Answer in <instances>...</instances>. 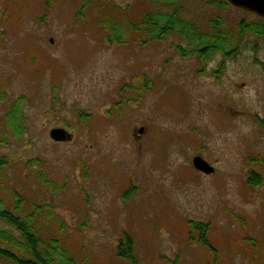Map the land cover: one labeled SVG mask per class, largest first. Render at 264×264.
Here are the masks:
<instances>
[{"label":"rangeland","instance_id":"374dc122","mask_svg":"<svg viewBox=\"0 0 264 264\" xmlns=\"http://www.w3.org/2000/svg\"><path fill=\"white\" fill-rule=\"evenodd\" d=\"M84 1L0 0V205L13 211L17 195L21 217L38 207L40 236L77 264H130L116 256L124 234L139 264H212L188 222L210 224L215 264H264V37L240 35L264 19L226 0ZM174 9L202 35H229L235 57L181 58L172 35L118 45L99 26ZM54 128L73 140L54 143ZM197 155L212 175L193 169ZM251 172L261 187L247 186Z\"/></svg>","mask_w":264,"mask_h":264},{"label":"trees","instance_id":"16d2710c","mask_svg":"<svg viewBox=\"0 0 264 264\" xmlns=\"http://www.w3.org/2000/svg\"><path fill=\"white\" fill-rule=\"evenodd\" d=\"M82 1L85 2L84 0ZM100 1L103 2L106 0ZM151 1L159 3L161 1L180 2L181 0ZM219 7L221 9H226L229 5L224 2L220 3ZM169 16L171 19L163 23L160 20L161 15H145L142 16L138 22L126 21L124 28L114 24L112 25L100 19L99 26L101 28L103 27V29L109 33L108 38L110 42L118 45L123 44L131 35H133V38L139 37L146 39L147 42H159L161 39L170 35L176 36L179 40L188 44V48H182L180 46L175 48L177 56L181 58H195L202 64L211 62L214 56H220L224 60H230L237 54L238 47L233 46L234 40L224 32L218 31L215 34L207 35V44H205V35L200 34L191 23L189 24V22L185 20H180L176 10L165 17ZM210 24L214 30L219 27L218 21ZM245 32L256 37H264V26H245L244 23H241L240 35H243ZM146 41L143 42L146 43ZM224 66V62H222L219 65V71L215 72L214 75H219L224 69ZM147 85L148 82L144 81L142 89L148 90ZM130 89H134L138 92L141 91L139 86L134 85H132ZM120 104L121 103L115 104V107L118 108ZM86 117L88 116H79L80 120H84ZM8 119V125L12 130L21 125L22 113L19 105L11 110ZM256 120L258 121V125L264 130V121L259 118H256ZM6 166V160L0 158V177ZM246 184L250 188H259L263 185V180L259 175L251 172ZM134 191L133 187H130L128 191L124 193V199L128 201ZM20 203V198L15 195L13 211L5 210L0 205V261L7 264H77L75 260L68 255L58 239H49L45 241L40 236L39 230L34 224L38 207L33 208L32 212L25 217H21L20 214H17L18 211L20 212ZM188 227L190 230L189 241L194 239L193 234H195L197 244L212 255V264H215L217 252L208 240L210 224L188 222ZM116 256L122 260L128 261L130 264H139L138 259L134 255V242L126 234H124L119 241L116 248Z\"/></svg>","mask_w":264,"mask_h":264},{"label":"water","instance_id":"95a60500","mask_svg":"<svg viewBox=\"0 0 264 264\" xmlns=\"http://www.w3.org/2000/svg\"><path fill=\"white\" fill-rule=\"evenodd\" d=\"M227 2L235 8L264 18V0H227ZM142 133L143 129H140L138 134ZM49 138L56 143H68L72 140L73 136L63 128H54L49 132ZM192 166L196 171L206 176L214 173V168L200 156L192 158Z\"/></svg>","mask_w":264,"mask_h":264},{"label":"flooded vegetation","instance_id":"af4514ba","mask_svg":"<svg viewBox=\"0 0 264 264\" xmlns=\"http://www.w3.org/2000/svg\"><path fill=\"white\" fill-rule=\"evenodd\" d=\"M172 3H174V2H172ZM171 19V17L169 16V17H165V16H161V18H160V20H161V22H167L168 20H170ZM204 41H205V44H207V33L205 34V39H204ZM185 43V42H184ZM186 47L188 48V44H186ZM177 48V47H176Z\"/></svg>","mask_w":264,"mask_h":264}]
</instances>
